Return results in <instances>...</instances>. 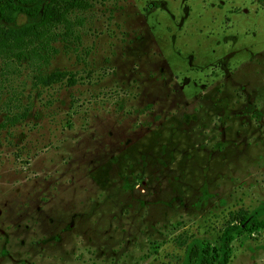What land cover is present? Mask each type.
<instances>
[{
	"label": "rangeland",
	"instance_id": "1",
	"mask_svg": "<svg viewBox=\"0 0 264 264\" xmlns=\"http://www.w3.org/2000/svg\"><path fill=\"white\" fill-rule=\"evenodd\" d=\"M87 1L46 64L0 57V264L217 255L263 217L264 0ZM229 251L264 264V228Z\"/></svg>",
	"mask_w": 264,
	"mask_h": 264
},
{
	"label": "trees",
	"instance_id": "2",
	"mask_svg": "<svg viewBox=\"0 0 264 264\" xmlns=\"http://www.w3.org/2000/svg\"><path fill=\"white\" fill-rule=\"evenodd\" d=\"M37 2L38 0H0L2 23H12L20 14L30 18L39 17L36 22L25 24L9 35H5L0 26V57L12 56L17 60L27 58L38 62L40 66L46 64L55 53L53 43L73 36L79 40L75 28L82 21L76 13L91 7L87 0H48L43 5ZM59 28L62 31H58ZM262 216L245 215L238 223L229 225L218 238L215 256H209L201 240L193 239L185 248L184 264H228L229 243L243 231L264 228V210Z\"/></svg>",
	"mask_w": 264,
	"mask_h": 264
},
{
	"label": "crops",
	"instance_id": "3",
	"mask_svg": "<svg viewBox=\"0 0 264 264\" xmlns=\"http://www.w3.org/2000/svg\"><path fill=\"white\" fill-rule=\"evenodd\" d=\"M165 66H166V64H165Z\"/></svg>",
	"mask_w": 264,
	"mask_h": 264
}]
</instances>
